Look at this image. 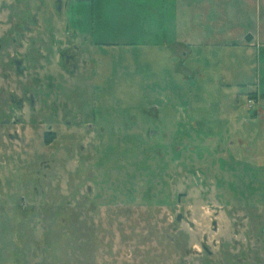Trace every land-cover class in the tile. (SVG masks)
Returning <instances> with one entry per match:
<instances>
[{"label": "rangeland", "instance_id": "374dc122", "mask_svg": "<svg viewBox=\"0 0 264 264\" xmlns=\"http://www.w3.org/2000/svg\"><path fill=\"white\" fill-rule=\"evenodd\" d=\"M41 4L0 0L10 56L52 43L18 25ZM63 15L54 44L88 38L86 63L48 79L55 46L34 49L45 68L29 78L50 87L24 91L48 94L57 115L32 123L64 114L77 139L88 124L99 137L59 161L43 191L39 129L25 130V150L6 140L7 153L31 155L0 167V264H264V0H71Z\"/></svg>", "mask_w": 264, "mask_h": 264}, {"label": "flooded vegetation", "instance_id": "af4514ba", "mask_svg": "<svg viewBox=\"0 0 264 264\" xmlns=\"http://www.w3.org/2000/svg\"><path fill=\"white\" fill-rule=\"evenodd\" d=\"M45 1L46 0H40V2L43 3L40 6H37L38 8L40 7V9L37 8L33 11H30V19L25 22L23 21V23L22 21H19L18 25L21 24L22 29L28 31L31 30V25L33 26V29L37 27V29H34L33 31H35L37 35L40 34V36H48V38H52L51 44L48 43L47 45H44V43H42L41 41H32L28 47H25L24 43L23 46L19 47V51H16V58L15 56H10L11 54L9 52L8 43L9 40L8 37H5L8 34V30H6L0 37V89L1 93L5 94V97L7 99L6 102L1 101V103L11 106V110L7 109L8 112L3 110L2 113L0 112V139L4 140L3 142L1 141V145H3L1 146L2 153L3 150H5L7 144L6 140H9L10 142L14 141L15 144H18V147L25 150L27 146V138L23 135V133L27 129H29V131H35L39 129V134H41L40 139L38 140L40 149L39 152H32V155L39 154L37 158L38 163L36 176L40 180L39 186L41 188V191H43L46 186V180L49 177L50 170L52 171V168L57 165L59 161H66L67 164L70 160L73 159V151L75 150V148H77L76 151L78 152L85 151L84 143H88L86 137L92 135V138L96 140H98L99 137L94 133H90L92 125L88 124V127H86V133H83L82 135L78 134L81 135V137L80 139H77V134H74L72 133V131H70L71 125H67L63 113H61L63 115L61 116L59 121L55 120V126L49 125L41 127L39 126L40 124H42L41 122H39L37 126L33 125L32 123V119L35 118L39 113L44 114V112H48L51 115H57V110L54 109V107H49L50 96L48 94L42 95V97H40L41 104L40 107H37V103H39L40 101L39 99L37 100V95L31 91H24L25 87H27V85L31 83L36 86V88L32 87L34 88V90H38L39 87L40 89L43 87H50V85H42L33 80H30L29 78L31 67H34L35 69L40 67L41 71L45 68V66L42 67L38 65L40 59L34 58V49H37L40 52L43 46H47L49 49L55 46V60L53 58L54 63H52L53 60H50L51 63L49 65L51 67L49 66L50 68L45 73V75L48 76V79H52L51 77L67 79L69 78V76H74L77 72H79L82 66H84L86 63L83 58L82 45H85V43L88 42V38L87 41L83 42V40L78 39H85V37L79 38L77 36V33H73L70 37H68V40L66 39V42H64L59 47H56V45L54 44V42L56 41V34L59 33L58 30L61 29V26L63 24L61 22V19H64L63 13L64 11H66L67 5L71 0H50L49 3H47V6H45L47 2ZM42 6H45L44 10H48L47 14L44 16L43 14L41 15L39 13L41 10H43ZM37 18H40V22H42L43 24L41 30L38 29L41 25ZM92 19V22L94 24L100 22L99 20H96L95 16H93ZM52 23L55 24L56 28L53 27ZM86 24L88 25L87 21ZM100 33V31H92L90 33V35L94 37V41L92 42V44H90V46H94V48L101 46V42H96L95 40ZM13 34L14 35L12 36V40L15 41V36L16 34H19V32L16 30L15 32H13ZM247 38H249V36ZM10 72L14 73V75L17 76L23 83L22 88H20L16 94L18 101L9 99V94H6L7 83L5 81L10 78ZM72 113L74 117H77L79 111H72ZM5 151L6 152L3 155H0V167H2L3 164L4 166L9 167V158L12 153H7L8 150ZM30 155V153L29 155L24 156L16 154V157H14L13 155L11 157L16 158L17 162L19 164H22V162H24L26 158H29ZM3 159H7L6 164ZM10 168L12 169V167ZM3 170H1V172H3ZM12 171H15L16 173H18V171L21 172L19 168L12 169ZM22 171L24 173V170ZM40 178H42L43 180H41ZM27 209L28 208L26 207V205H22V212L23 210L26 211ZM24 218L27 219V216H25Z\"/></svg>", "mask_w": 264, "mask_h": 264}]
</instances>
